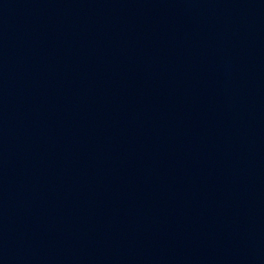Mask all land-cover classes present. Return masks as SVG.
<instances>
[{"label": "water", "instance_id": "95a60500", "mask_svg": "<svg viewBox=\"0 0 264 264\" xmlns=\"http://www.w3.org/2000/svg\"><path fill=\"white\" fill-rule=\"evenodd\" d=\"M0 264H264V0H0Z\"/></svg>", "mask_w": 264, "mask_h": 264}]
</instances>
